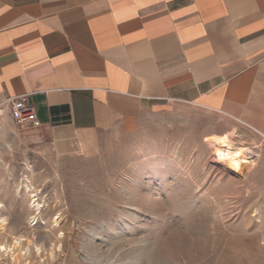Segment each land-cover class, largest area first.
I'll return each mask as SVG.
<instances>
[{
	"label": "rangeland",
	"instance_id": "obj_1",
	"mask_svg": "<svg viewBox=\"0 0 264 264\" xmlns=\"http://www.w3.org/2000/svg\"><path fill=\"white\" fill-rule=\"evenodd\" d=\"M35 130L0 125V264H264V137L241 122L187 107L134 133Z\"/></svg>",
	"mask_w": 264,
	"mask_h": 264
},
{
	"label": "crops",
	"instance_id": "obj_2",
	"mask_svg": "<svg viewBox=\"0 0 264 264\" xmlns=\"http://www.w3.org/2000/svg\"><path fill=\"white\" fill-rule=\"evenodd\" d=\"M0 95L34 107V140L187 107L264 137V0H0Z\"/></svg>",
	"mask_w": 264,
	"mask_h": 264
},
{
	"label": "built area",
	"instance_id": "obj_3",
	"mask_svg": "<svg viewBox=\"0 0 264 264\" xmlns=\"http://www.w3.org/2000/svg\"><path fill=\"white\" fill-rule=\"evenodd\" d=\"M6 120L20 127L37 124L35 109L25 96L5 98L0 95V125Z\"/></svg>",
	"mask_w": 264,
	"mask_h": 264
},
{
	"label": "bare ground",
	"instance_id": "obj_4",
	"mask_svg": "<svg viewBox=\"0 0 264 264\" xmlns=\"http://www.w3.org/2000/svg\"><path fill=\"white\" fill-rule=\"evenodd\" d=\"M207 142L213 145H219L220 149L229 155L230 158H233V154L230 153L229 151H236V158L243 157L244 154L248 152V154H251L252 152L249 149H246L244 147H237L238 145L234 143L232 136H213L211 138L206 139Z\"/></svg>",
	"mask_w": 264,
	"mask_h": 264
}]
</instances>
